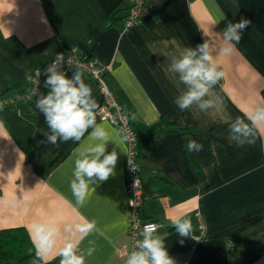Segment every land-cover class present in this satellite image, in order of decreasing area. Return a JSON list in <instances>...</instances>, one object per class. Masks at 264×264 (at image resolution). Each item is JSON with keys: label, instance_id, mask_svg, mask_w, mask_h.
<instances>
[{"label": "crops", "instance_id": "0c3cea01", "mask_svg": "<svg viewBox=\"0 0 264 264\" xmlns=\"http://www.w3.org/2000/svg\"><path fill=\"white\" fill-rule=\"evenodd\" d=\"M129 6L128 0H0V229L94 220L96 230L80 244L86 264H125L116 252L131 225L125 135L97 118L113 140L107 151L116 148L118 161L115 175L93 185L80 206L70 181L76 149L90 143L88 134L80 143L47 142L45 118L36 108L48 92L44 85L34 99L8 101L30 87L26 73L33 77L56 54L75 51L109 67L110 88L143 134L142 216L165 223L156 231L175 264H264V135L244 147L227 139L232 119L264 104V0H167L124 29ZM241 18L251 24L236 51L217 57L226 75L214 91L224 112L181 111L174 99L184 86L166 72L171 57ZM84 79L99 106L96 79L85 71ZM188 140L203 149L189 152ZM177 215L190 218L200 234L195 246L172 227ZM49 264H59V257Z\"/></svg>", "mask_w": 264, "mask_h": 264}, {"label": "clouds", "instance_id": "9594fccd", "mask_svg": "<svg viewBox=\"0 0 264 264\" xmlns=\"http://www.w3.org/2000/svg\"><path fill=\"white\" fill-rule=\"evenodd\" d=\"M251 24L245 18L237 23L228 22L222 34L196 45L185 47L178 55L171 57L166 72L183 90L175 97L174 103L181 111L193 110L199 113L215 112L222 114L225 110L224 100L215 91L216 85L226 73L217 63V57H229L236 51V45L242 38L243 30ZM65 55L56 54L54 60L44 69L46 95H40L36 108L43 113L48 131H43L47 142L73 141L80 143L88 134L90 143L76 149V159L70 189L77 205L83 206L93 185L107 181L115 175L118 152L113 148L109 153L107 144L113 141L109 132L97 123V102L93 90L84 79V66L73 63L68 57L69 68H75L71 78L63 70ZM26 79L32 80L30 73ZM0 105V109H2ZM89 129L91 132L89 133ZM229 143L237 147L253 145L258 135H264V104H257L243 116H237L228 125ZM127 139V137H125ZM185 147L189 152H200L203 145L195 140H188ZM172 227L180 237H193L191 219L177 215L171 221ZM96 230V221L81 218L80 221L60 225L54 220L36 221L28 228L29 239L34 249L32 264H49L54 257H59V264H86L85 253L80 244ZM140 239L131 251L122 253L125 264H175L169 255L165 238L159 235L153 226H147L140 233ZM62 242V243H61ZM183 243V239L180 241ZM91 243V241H90ZM94 248L89 247L87 256Z\"/></svg>", "mask_w": 264, "mask_h": 264}, {"label": "built area", "instance_id": "2783aa9c", "mask_svg": "<svg viewBox=\"0 0 264 264\" xmlns=\"http://www.w3.org/2000/svg\"><path fill=\"white\" fill-rule=\"evenodd\" d=\"M130 3L129 11L124 19L123 28L128 29L142 22L143 17L160 6L167 0H128ZM73 57V63H79L84 66L83 71L92 75L102 91L103 101L97 108V118L99 120L110 121L116 125L122 133L127 137L128 154H127V187L129 193V207L131 225L128 231L129 239L117 246L116 252L121 258H126L122 253L131 251L135 247V243L140 239V233L147 226H153L156 230L165 226L164 222L157 220H146L142 216V208L144 205V181L140 175L141 160H140V137L134 124L132 123L130 113L122 106L107 80L109 67L101 63L95 57H79L75 51L65 56L63 62V70L71 69L68 66V57ZM48 66V65H47ZM36 69L30 87L23 93L11 97L8 101L15 102L16 100L28 101L34 99L41 91L46 76L44 69L47 67ZM74 68V67H73ZM5 100L0 101L2 105ZM200 239L199 233H193ZM193 246L198 242L193 237Z\"/></svg>", "mask_w": 264, "mask_h": 264}, {"label": "trees", "instance_id": "16d2710c", "mask_svg": "<svg viewBox=\"0 0 264 264\" xmlns=\"http://www.w3.org/2000/svg\"><path fill=\"white\" fill-rule=\"evenodd\" d=\"M115 20L118 21L119 18L112 19V21ZM131 120L138 131L132 116ZM139 137L141 149L143 140L141 132ZM33 259L34 249L29 239L28 230L25 227L0 229V264H32Z\"/></svg>", "mask_w": 264, "mask_h": 264}]
</instances>
